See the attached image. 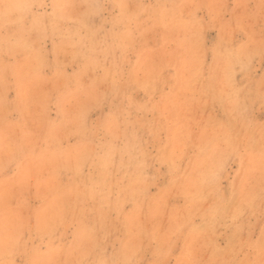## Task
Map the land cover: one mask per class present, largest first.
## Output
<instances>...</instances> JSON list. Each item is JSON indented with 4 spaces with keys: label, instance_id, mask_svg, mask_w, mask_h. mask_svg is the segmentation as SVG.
<instances>
[{
    "label": "rangeland",
    "instance_id": "374dc122",
    "mask_svg": "<svg viewBox=\"0 0 264 264\" xmlns=\"http://www.w3.org/2000/svg\"><path fill=\"white\" fill-rule=\"evenodd\" d=\"M0 11V222L4 223L0 228L1 242L8 237L7 245L0 251V263L29 264L24 253L42 255L49 243L64 250L70 249L72 243L74 246V222L78 215L72 211L73 189L65 199L68 219L63 226L56 223L44 237L33 235L30 226L32 212L42 205V194H48V187L55 189L74 183V187L81 189L94 173L89 161L77 164L74 173L64 165L74 166V149L81 144L87 146L83 150L100 153L99 157L103 155L101 151L106 153L114 145L103 167L104 184L111 187L110 200L122 198L129 177L138 173L146 182V195L155 198L167 168L156 154L165 146L170 130H160V122L152 130H134L136 144L139 142V149L147 154L141 163L130 162V156L138 158V152L131 155L128 151L119 152V148L124 143L125 127L130 131L136 120L155 122L153 115L157 111L161 113L160 119L172 123L173 135L179 140L178 146H174L177 151L209 143L217 155L224 153L221 168L215 171L210 183H216L218 192L225 191L234 181L239 171L237 156L248 151L249 143L256 142L264 150V0H0ZM17 87L24 88L29 96L31 121L25 125L24 134L18 126L21 115L15 109ZM67 92L58 100L60 94ZM63 115L66 121L47 131L45 125L57 123ZM169 115L175 121H170ZM227 120L237 129H233L234 135H226L230 128ZM79 133H83L82 139ZM23 136L27 137L32 153L36 151L34 164L27 155L24 157L26 150L15 156L12 153ZM48 150L57 153L53 159L45 155ZM202 161L209 163L211 158L206 156ZM186 162L182 154L175 158L180 170ZM263 164L246 170V187L254 186L260 179L263 182L255 199H242L244 204L238 205L232 222L210 226L205 235L201 233L202 237L186 238L188 226L176 230L187 214L191 222L197 223L207 209L217 206L216 199L201 198L194 188L187 189L193 199L190 202H185L177 184L178 187L166 190L163 198L156 199L153 216L141 211L139 223L148 225V229L153 223L163 238L172 242L160 264H176L184 241L192 251L184 264L188 259V264H263L264 251L255 254L251 248L258 241L264 248ZM193 176L194 180L195 172ZM120 208L121 212H128L131 204L123 202ZM111 219L115 229L102 240L104 258L109 260L118 247L122 215L113 211ZM236 227L238 234L229 245L228 239ZM20 230L25 233L19 234ZM17 233L22 235L21 250L8 256L5 249ZM143 240V246L152 250L155 243L148 246ZM213 246L220 249L214 259L210 256ZM150 250L133 264H153ZM86 253L88 256L90 251ZM94 253L91 251L89 259L78 255L72 264H95ZM58 256L55 264L67 263L63 253Z\"/></svg>",
    "mask_w": 264,
    "mask_h": 264
},
{
    "label": "bare ground",
    "instance_id": "6f19581e",
    "mask_svg": "<svg viewBox=\"0 0 264 264\" xmlns=\"http://www.w3.org/2000/svg\"><path fill=\"white\" fill-rule=\"evenodd\" d=\"M160 6H163V5H160ZM160 6L158 5V7H160ZM174 7H175V5L173 6V8ZM160 12H161V10H160ZM172 12L173 11H171L170 14H173ZM165 14H167V13L165 12ZM55 17H56V15H55ZM166 31H168V30H166ZM185 31H186V29H185ZM101 34H102V32H101ZM101 34H99V35H101ZM23 35H25V34H23ZM102 36H103V34H102ZM65 37H67V36H65ZM20 39L22 40V38H20ZM61 39H63V37L60 38V40ZM261 44L263 45V42ZM262 49H264V48H262ZM15 52L16 51L12 52L13 53L12 55H14ZM5 57H7V56H5ZM227 57H230V56H227ZM231 57H230V59H231ZM37 58H35V59H37ZM36 65H37V62H36ZM86 65L88 66V64H86ZM42 67H43V65H42ZM81 71H80V74H81ZM85 71H86V68H85ZM24 72H26V71H24ZM38 77H40V76H38ZM82 77H83V74H82ZM61 78H62V76H61ZM56 79H58V78H56ZM23 80H24V78H23ZM72 81H73V79H72ZM79 88H81V87H79ZM15 94H16V98H18L15 109L21 115V118L18 116L20 118V122H19L18 126H19L20 130L24 134L25 133L24 130H25V127H26L25 125L31 121V117H30L31 113H30V111L27 108V103H29L28 100H27V97H29V96L25 92V89L21 88V87H17L15 89ZM67 94H68V92L60 94L58 96V100L62 99L63 97H65ZM42 96H43V94H42ZM124 96H125V94H124ZM249 98H250V96H249ZM58 100H57V102H58ZM41 101H42V99H41ZM43 104H44V102H43ZM104 105H106V104H104ZM9 106H11V105H9ZM57 106H59V102L57 103ZM59 108H60V106H59ZM100 108H101V106H100ZM10 109H12V108H10ZM6 110H8V109H6ZM117 114L118 113H116V115ZM81 115H84V111L83 110L81 111ZM153 117H154L153 121H155V122L147 123V122H145L143 120H136L135 123L131 126L130 131L126 127L124 128V132H123L124 143H123V146L121 148H119V152L128 151L131 155H133V154L138 152L140 154L139 155L140 159H139V156L137 158L135 155H133V158H132V156H130V162H132V163H141L143 159H146L147 154L144 153L143 150L139 149V142L136 144L135 137L137 135L135 134L134 130L136 132H139V133H142V132L148 131V130H152L154 127L158 126L159 122L161 124L160 130L164 129L165 132L167 130H170V134H169L168 138H166L165 146L162 149H158L157 154H156V157L158 158V160L161 161V162H164L167 165L166 174L162 175V181L158 184L159 185V187H158V192L159 193L157 192L156 197L155 198H152V197L150 198L149 196L146 195V187H145L146 186V182L143 183L142 175H141V173H138V176H136V177H129V179H128L125 187H124V190H123L124 194H123L122 198H119V199L113 198L112 200H110L111 187L110 186H106L104 184L103 167L107 163L108 155L113 150L114 145H111V147H109L107 149L106 153L104 151H101V153L103 155L99 157L100 153H91L88 149L87 150H83L82 148L83 147H87V146L84 145V144H81L80 147H76L74 149V162H75L74 166L73 165L72 166H68V165H66L67 163H65L64 165L66 166V168L69 171L74 173L75 170H76V165L77 164L82 165V163H84L86 161H89L90 165L94 168V173L88 177L86 184L81 189L78 188L77 186L74 187V183L65 184L64 186L60 185V186L56 187L55 189H53V186L48 187L46 189V190H48V194L47 195L42 194V196L44 198V201H43L42 205L38 209H36L35 211L32 212L33 224L30 226V228L33 230V231L31 230L33 235L39 236V237L41 235L43 236V234L51 232L53 230L52 228L55 226L56 223H58L59 226H63V224L68 219L67 216L65 218V215H66V211H65L66 210V206H65V204L67 202V201H65V199H67L69 197L70 193L74 191L75 199L71 198L73 196L70 197L71 199H73L72 200L73 203L71 204L73 206L72 211L73 212L76 211V213L78 215V216H76L77 219L74 222L76 227H77L75 232H74V236H75L74 237V246H73V243H72V246L70 247V249L64 250V249H60L59 247H55L51 243H49L48 245L50 247H48L46 252L44 254H42V255H37L33 251H29L28 253L25 252L24 256H25V259H27L29 261V264H55L54 261L58 262L59 261V259H58L59 256L58 255H60L62 253L65 255V262H67L68 264H72V260L73 259H75L78 255H79V258L83 254H84L83 256H86L87 255L86 252H88V251H90V253H91V251L93 253L95 251H97V253L96 252L94 253V257H95L94 260L96 259L95 260V264H110L113 260H115V262H114L115 264H133L134 262L138 263V262H140V258L142 257L144 252H146L147 250H150L148 247L143 246V241H144L143 238H145V241H146L148 246H150L152 243H155V246L152 248V250H150V252L153 255V260L152 261H154V263L153 262L152 263L153 264H160V262H161L160 259L164 258L166 254L168 255V252H169L168 251V249H169L168 245H170L172 242L169 241V240L164 239L165 237L163 238V236L161 235L162 233L160 234V231L157 229V227L153 226L154 225L153 223H152V227L150 229L147 228L148 225H145L144 223L141 224V222L139 223V215L138 214L141 211L144 210V212L146 213V216H149V217L153 216L155 214V211L152 209V207H153L156 199H158L159 197H162L164 192L166 190H168L170 187H172L174 185L177 186V184H178V186L182 188L181 194L183 195V198H184L185 202H187L186 199H188V202L193 200V199L191 200L190 196H188L187 189H190V188L196 189L197 195L199 197H201V198L208 197V199H209V197H212L213 199H216V201H217V206L215 205V206H212L210 209H207V212L205 211V213L200 215L201 216L200 220L197 223L191 222L190 214H187V217L183 218L181 223L178 224V227H176V230H180V228H186L188 226V229H187L188 232H187L186 238H189V237H192V236H198V235H201V233H204L203 235H205V232L208 231L210 226L211 227L212 226L215 227V225H223V224H226L227 222H232L234 217L237 215L238 205L241 206L242 204H244L242 199H255L256 190L262 187L263 182H262V179H260V180L256 181L254 186L250 185V186L246 187L245 185H246L247 173H248V172H246V170L247 169L248 170L254 169V168H256V166L258 164H261L262 162H264L261 159V152H262V149H263V147L261 145L257 144L256 142L249 143L248 151L246 150V152L243 155H238L237 156V167H238V169H239V171L241 173L238 171V174L235 177L234 181L227 187V189L225 191L218 192L217 189H216V187H217L216 183H213V184H210V183H211V180L213 178H215V171H218L221 168L220 167L221 166L220 162L221 161L223 162L224 158H222L223 157L222 155L224 153L222 152L223 154L221 153V155H219V154L217 155L216 153H218V152H216L215 148L213 146H211L209 143H204V144H202L200 146H196L195 149H187L184 152L181 149L177 151L174 148V146L176 145V142H177L176 138L174 136L175 132L173 130H171V129H174V127L170 126V124H172V123L169 122V121H164V120L160 119L161 118L160 111H157V113L154 114ZM168 117L172 119V120L169 119L170 121H175V118L172 115H169ZM5 121H6V119H5ZM64 121H66V118L63 115L62 117H60V119H58L57 123H55V124H46L45 126H46L47 131L53 130L57 125L62 124ZM216 123H221V121H216ZM72 124H73V122H72ZM227 124L230 125V126H228L230 128L226 132V135L227 136L234 135L235 132L233 131V129L236 130V131H237V129L235 127H233L232 122L230 120H227ZM77 128H78V125H77ZM40 129H42V128H40ZM55 129H57V127ZM77 134H78V131H77ZM79 135H80L81 139L84 136L83 133H79ZM107 135L110 136L109 133H107ZM49 136H51V134H49ZM221 136H223V133H222ZM76 137H77V135H76ZM51 138L52 137H50V139ZM178 142H179V140H178ZM178 142H177V144H178ZM203 142L204 141H202L201 143H203ZM80 143H81V141H80ZM62 144H63V142H62ZM241 144L243 146V143H241ZM59 145H61V143ZM176 146H178V145H176ZM12 149H13L12 153H13L14 156H15L16 153L17 154L18 153L19 154H23V151L26 150V154L24 155V157H26V155H27L29 160L31 161V163L32 164L35 163L34 153L36 151H34V153H32L33 152L32 151V147L30 146V143L27 140L26 136H23V138H21V143H20L19 147H14ZM50 150H48L45 153V155L47 157L52 156V159H53V157L57 153L51 152ZM239 150H240V148H239ZM180 154H182V156H185L187 158V162L185 164V167L182 170H180L177 167V165L175 164V158L178 155H180ZM212 155H215V156L212 157ZM206 156L208 158L209 157L211 158V161H209V163L208 162L205 163V161L204 162L202 161V159L204 157H206ZM114 159H115V157H114ZM15 161H17V160H15ZM200 161H202V164H203V165L201 164L202 166H199L200 164L198 165V163ZM206 164H208V165H206ZM263 166H264V164H263ZM194 172H195V179L193 180ZM242 172L244 174H242ZM242 178H246L245 182H243V183H242ZM112 179H113V177H112ZM84 182H85V179H84ZM72 189H73V191H71ZM51 190H52V192H51ZM103 190H104V192H103ZM43 191H44V189L41 190V193ZM115 195H116V193H115ZM69 201H71V200L69 199ZM123 202H127V203L131 204V208L129 209L128 212H126V211L125 212H121V208L120 207H121ZM194 202H196V200H194ZM163 203H164V201H163ZM157 204H160V203H158V201H157ZM157 204H156V206H157ZM175 208L176 207L174 206V209ZM155 209H156V207H155ZM113 211L114 212H118V215L120 213L122 215V219H121V222H120V225H119L120 237H119V239H117L118 247L115 250V252L113 253L112 259L109 260V259H105L104 258V255H103V252H102L103 251V242H102V240H103L104 236H106L111 230L115 229V227L113 226V223H112V219H111V214H112ZM200 211H202V210H200ZM260 212H258V213H260ZM263 216H264V212H263ZM255 217H256V214H255ZM69 218H72V216H70ZM153 219L154 218H152V220ZM257 219H258V217H257ZM71 220H73V218ZM119 220H120V218H119ZM152 220H149V224L151 223L150 221H152ZM28 221H29V219H28ZM30 222H32V221H30ZM153 222H154V220H153ZM158 225H159V223H158ZM3 226H4V223L2 221V222H0V228H2ZM21 231L22 230L19 231V234H20ZM238 231H239V228L236 227V229L234 230V233L228 239V244L229 245L231 244V242H234V239L236 238L234 236H236L238 234ZM262 231H264V229ZM31 232H28L27 235L29 236L31 234ZM117 232H118V230H117ZM23 233H25V232H23ZM19 234L17 233V235L14 238V240H12V242L6 247V249H5V254L6 255L9 256V255L13 254L15 251L21 250V239H22L21 236L22 235L19 236ZM17 236H19V237H17ZM46 236H47V234H46ZM201 237H202V235H201ZM192 238H194V237H192ZM7 239H8V237L6 239H4L2 242H1V239H0V242H1L0 243V251L3 250V247H5L7 245V242H8ZM179 239H181V238H179ZM203 242L205 243V241H203ZM235 245H237V244H235ZM189 246H188L186 241L183 242V245L180 248V250H179V252H178V254L176 256V260H175L176 264H184V263H186L185 260H187V258H188L187 256L189 255V252H192V251H190ZM233 248H235V247H233ZM251 248H252V250H253V252L255 254L259 253L261 251H264L263 245H262V243L260 241H258L255 244H252ZM26 251H27V249H26ZM210 251H211L210 256L213 259H214V257L219 255V253H220V249L218 247H216V246H213ZM90 253H88V256H89ZM231 255H232V252H231ZM88 256H86V259H89V258H87ZM106 256H107V254H106ZM194 256L195 255H193V257ZM222 256L224 257V255H222ZM148 257H150V256H148ZM55 258H57L56 259L57 261L54 260ZM83 258H85V257H83ZM108 258H110V256ZM60 259H61V257H60ZM82 259H80V260L82 261ZM218 260H219V258H218ZM144 261H145V259H144ZM157 261H159V262L157 263ZM67 263H64V264H67ZM188 263H189V259L187 261V264ZM0 264H5V263L2 262ZM57 264H60V262L57 263ZM89 264H91V263H89ZM260 264H262V263H260Z\"/></svg>",
    "mask_w": 264,
    "mask_h": 264
},
{
    "label": "snow or ice",
    "instance_id": "6c2138e0",
    "mask_svg": "<svg viewBox=\"0 0 264 264\" xmlns=\"http://www.w3.org/2000/svg\"><path fill=\"white\" fill-rule=\"evenodd\" d=\"M261 159L264 161V150L261 152ZM222 165V161L220 162ZM246 178H242V183L245 182ZM262 200H264V192H262Z\"/></svg>",
    "mask_w": 264,
    "mask_h": 264
}]
</instances>
